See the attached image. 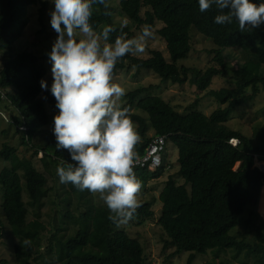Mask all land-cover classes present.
Masks as SVG:
<instances>
[{"label": "trees", "instance_id": "obj_1", "mask_svg": "<svg viewBox=\"0 0 264 264\" xmlns=\"http://www.w3.org/2000/svg\"><path fill=\"white\" fill-rule=\"evenodd\" d=\"M251 2L264 3V0ZM35 4L37 0H0V52L10 50L21 38L22 11ZM97 6L98 13L90 20L93 28L102 23L114 27L116 30L110 33L111 41L117 36H132L129 28H117L112 23L111 7L105 10L103 5ZM118 7L136 27L150 25L154 28L156 23L161 24L157 35L165 43L169 60L166 61L159 51L151 52L147 59L127 55L117 63L114 75L130 68L150 71L161 83H189L204 93V97L213 98L219 104L210 116H204L196 110L201 100L198 98L188 107L189 112L182 115L160 97L138 99L151 87L126 94L124 105L146 116L131 112V119L141 136V143L136 146L139 157L152 139L146 137L149 129L153 130V137H166L167 143L177 151L176 163L182 184L169 176L158 196L161 210L157 224L167 238L164 248H173L169 257L188 253L186 264H192L196 255L206 256L211 252L217 256L222 251H233L235 255L253 257L254 264H264V222L256 214L260 190L264 187V173L253 167L254 156L264 162V125L257 145L240 132L226 127L238 107L253 101L260 88L264 91V77L249 72L236 78L234 89L209 88L214 78H225L229 72L221 50L238 48L264 67V25L244 32L239 30L235 19L231 24L217 25L214 23L218 14L215 6L201 13L198 0H120ZM45 8L46 3L41 2L37 10L40 27H43ZM105 11L111 15H105ZM192 30L218 48L210 51L213 57L203 70L178 66L191 50ZM44 60H49L47 53L38 58L31 52H22L0 68V90L5 93L4 99L0 96V101L17 113L9 124L20 131L24 146L31 145L38 131L49 123L44 104H56L50 89L43 91L40 85L47 73L41 62ZM247 89L251 91L249 96L245 95ZM20 127H25L26 131L22 132ZM233 139L238 141L235 147L229 143ZM38 153L56 167L62 159L70 160L67 151L57 150L55 136L47 137ZM166 157L167 154L163 155V166L159 170L144 171L137 177L159 179L167 168ZM0 158L10 164L9 168L0 171L1 211L11 235L17 239L14 246L16 264L37 263L38 260L44 264H145L140 243L125 231L115 230L118 225L108 219V209L91 203V192H81L70 183L65 184V201L75 196L84 209L80 210L78 204V215L75 216L68 203L66 211L60 214L59 224L45 239L46 227L40 212L49 191L46 176L32 166H25L13 147L3 145ZM21 178L29 197L27 204L22 200ZM29 208L34 210L31 220ZM244 212H247L246 233L253 236V242L243 235L237 238L230 234L238 227ZM153 217L152 204L142 203L129 222L139 226ZM69 222L77 223V227L71 234H66L65 225ZM0 264L6 263L0 261Z\"/></svg>", "mask_w": 264, "mask_h": 264}, {"label": "clouds", "instance_id": "obj_2", "mask_svg": "<svg viewBox=\"0 0 264 264\" xmlns=\"http://www.w3.org/2000/svg\"><path fill=\"white\" fill-rule=\"evenodd\" d=\"M50 2V25L57 36L47 56L53 78L50 91L59 110L53 118V135L57 150L70 157L61 160L57 175L63 184L99 194L108 219L118 226L126 224L141 207L143 182L134 172L141 136L131 119L132 109L121 102L126 89L113 82L114 70L125 56L146 54L147 40L154 33L144 25L137 37L117 36L110 43V33L116 29L106 25L97 31L90 23L93 5L107 10V0ZM198 4L201 13L215 6L217 25L235 19L241 32L264 25V3L198 0ZM40 85L48 90L45 80Z\"/></svg>", "mask_w": 264, "mask_h": 264}, {"label": "rangeland", "instance_id": "obj_3", "mask_svg": "<svg viewBox=\"0 0 264 264\" xmlns=\"http://www.w3.org/2000/svg\"><path fill=\"white\" fill-rule=\"evenodd\" d=\"M45 2L46 8L44 12L43 27L39 26L37 21V10L40 7V3ZM120 0H109V7L113 9L111 15L112 23L117 28L127 27L130 29L132 36L128 39L137 37L141 34L143 27H136L119 9ZM53 10V4L50 0H37V4L27 7L22 11V21L24 28L22 31L21 38L14 43L10 50L0 52V68L10 58H14L16 55L22 52H31L36 57L42 58L44 54L49 53L52 48V44L56 39L57 34L51 28L50 25V11ZM98 13V6L93 5V14ZM144 10L141 11V16ZM105 26L104 23L94 28L100 31ZM161 28V24L156 23L154 28H151L154 35L152 38L147 40L146 54L143 55H131L140 59H147L150 57V53L153 51H159L162 53L166 61L169 60L166 52L164 41L157 35V31ZM110 43L111 41L109 39ZM218 50L214 46L211 40H207L199 35L195 30L191 33V50L185 60L179 61L178 66L186 67L190 69L203 70L210 62L213 57L210 51ZM224 60L228 67V75L225 78H214L209 88L212 90L219 89H234L236 87V78H239L241 74H252L264 77V67L259 65L253 59L248 58L238 48L224 49L221 50ZM46 69V76L43 78L47 82L48 89L51 88L53 78L51 74V63L49 60L41 61ZM243 69V70H242ZM241 72V73H240ZM114 83L120 84L126 89V94L135 91L139 88H148L150 90L141 94L138 99H142L146 96L160 97L163 101L169 103L176 112L179 114H187L189 112L188 107L194 103L196 99H201L198 108V112L204 116H210V114L219 107V104L213 98L204 97V93L198 92L194 86L189 83L183 85L172 84L171 82L161 83L159 77L153 72L146 70H137L136 68H130L129 70L118 71L114 75ZM44 91V90H43ZM245 95H251V91L247 89ZM123 104L126 102V96L122 98ZM45 110L49 117V123L46 127L38 131L37 135L34 136L32 144L24 146L21 142V133L16 130V127L12 122L17 113L7 103L0 101V149L3 145L13 147L16 150V154L23 164L27 167L36 168L39 172L43 173L48 181V193L44 200V206L41 209L40 216L41 221L46 227V231L43 237L46 239L50 236L51 231L59 224L60 214L66 211L68 203L70 204L71 210L75 216L78 215L76 208L80 210L84 209V205L78 201L75 196H70L68 202L66 199V186L61 183L57 175V167L50 161L42 158V155L38 153L41 148L44 147L47 137L53 135V118L58 114V109L49 104H44ZM135 114H140L146 117L143 113L136 110H132ZM264 125V91L260 88L259 93L255 99L251 102L245 103L238 107L236 111L230 116L226 127L230 130L240 132L243 136L249 138L253 144L257 145L260 135V130ZM154 132L149 129L146 133L147 138H152ZM233 146L238 145L237 140H234ZM167 165L169 168H165L164 174L159 179L150 177L137 178L143 182L141 193L138 197L140 204L151 203L154 217L148 219L144 224L139 226L135 222H129L121 224L115 228L116 231H125L131 238L136 239L142 249L143 258L145 264H186L188 253H181L180 255L170 258L169 255L172 253L173 248H164V241L167 240L165 233L158 226L157 220L160 216L161 203L158 200V196L164 187L167 178L172 177L178 184H182L180 175L178 173L179 167L176 163L177 151L174 147L167 143L166 147ZM256 156L253 157V161L260 162ZM166 165V164H165ZM166 165V167H167ZM10 164L0 158V171L3 168H9ZM238 164L235 166V169ZM260 169V168H259ZM22 177L23 172H19ZM23 187L22 200L25 204L29 202L28 194L25 190L24 181L21 178ZM263 188L260 190L259 200ZM3 190L0 186V261L6 264H16L14 258V246L17 244V239L14 238L10 229L3 217L1 211ZM91 203L95 207L107 208L103 201L99 199V194H91ZM64 199V200H63ZM259 201L256 208V214L258 219L264 222V219L260 217L258 213ZM34 210L29 208V220L32 219ZM247 212H244L239 220L238 227L230 234L237 238H242V235L246 237V240L253 242L254 238L251 234L246 233L244 221L247 217ZM77 223L69 222L65 225L66 234H71L76 229ZM206 262H213L214 264H254L253 257H246L244 254L235 255L233 251H222L215 256L214 253L208 252L206 256L196 255L195 260L192 264H204ZM31 264H44L41 260L37 263Z\"/></svg>", "mask_w": 264, "mask_h": 264}, {"label": "built area", "instance_id": "obj_4", "mask_svg": "<svg viewBox=\"0 0 264 264\" xmlns=\"http://www.w3.org/2000/svg\"><path fill=\"white\" fill-rule=\"evenodd\" d=\"M4 92L0 90L1 99H4ZM22 132L26 131L25 127H20ZM233 140L229 143L232 145ZM238 144V142H237ZM233 146V145H232ZM235 146H237L235 144ZM233 146V147H235ZM166 147H167V138L164 136L152 137L151 141L149 142L145 153L139 157L136 161V165L134 167V172L137 176L138 173H142L144 171L147 172H156L163 166V155L166 154ZM256 159V158H255ZM257 160V159H256ZM264 165L259 164V162H254V168H260V172L264 173ZM167 168H169L167 166Z\"/></svg>", "mask_w": 264, "mask_h": 264}, {"label": "bare ground", "instance_id": "obj_5", "mask_svg": "<svg viewBox=\"0 0 264 264\" xmlns=\"http://www.w3.org/2000/svg\"><path fill=\"white\" fill-rule=\"evenodd\" d=\"M258 213L264 219V189L260 196Z\"/></svg>", "mask_w": 264, "mask_h": 264}, {"label": "crops", "instance_id": "obj_6", "mask_svg": "<svg viewBox=\"0 0 264 264\" xmlns=\"http://www.w3.org/2000/svg\"><path fill=\"white\" fill-rule=\"evenodd\" d=\"M166 164H167V161H166ZM264 189V188H263Z\"/></svg>", "mask_w": 264, "mask_h": 264}, {"label": "water", "instance_id": "obj_7", "mask_svg": "<svg viewBox=\"0 0 264 264\" xmlns=\"http://www.w3.org/2000/svg\"><path fill=\"white\" fill-rule=\"evenodd\" d=\"M264 164V163H263ZM262 166H264V165H262Z\"/></svg>", "mask_w": 264, "mask_h": 264}]
</instances>
